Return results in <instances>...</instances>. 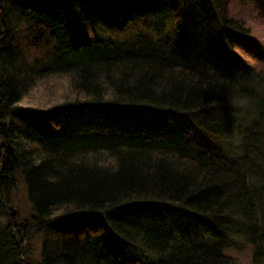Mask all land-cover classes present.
Masks as SVG:
<instances>
[{
    "label": "trees",
    "instance_id": "trees-1",
    "mask_svg": "<svg viewBox=\"0 0 264 264\" xmlns=\"http://www.w3.org/2000/svg\"><path fill=\"white\" fill-rule=\"evenodd\" d=\"M233 7L234 0H0V264H123L135 252L126 264H242L217 244L182 249L153 215L193 221L221 238L241 225L235 234L253 263L264 264V74L224 71L248 39ZM139 20L146 25L135 38H114ZM166 21L178 45L191 41L189 25L207 42L220 40L222 61L211 53L174 57L156 40ZM239 104L253 117L234 127L225 118ZM98 109L156 116L184 134L153 140L67 130L70 115ZM190 136L218 151L195 152ZM235 137L238 152L225 153L221 145L232 150ZM18 175L32 204L21 219L9 214ZM31 230L43 235L37 260Z\"/></svg>",
    "mask_w": 264,
    "mask_h": 264
},
{
    "label": "rangeland",
    "instance_id": "rangeland-1",
    "mask_svg": "<svg viewBox=\"0 0 264 264\" xmlns=\"http://www.w3.org/2000/svg\"><path fill=\"white\" fill-rule=\"evenodd\" d=\"M236 2V7L232 10H236L244 15L245 23L248 28V39L244 40L239 48H235L232 52L235 54L231 56L237 64H228L224 65L225 73L230 77L239 76L241 78H254L258 74H264V0H234ZM145 20H139L134 22L127 32H120V34L115 35V39L118 42L125 43L131 38H135L139 32L145 27ZM189 30L193 32L191 36V41L193 45V50L188 49L190 45L188 43L177 44L175 41L176 33H171L170 22L166 21L165 26L162 29L161 38L156 37V40L160 41L161 44L167 49H169L171 54L182 60L189 59L190 57L197 58L200 55L210 54V59L215 62H221L223 55L226 53L225 50L221 49V42L217 41H208L201 35H198L199 32L193 28V25H189ZM215 30V29H214ZM213 30V31H214ZM102 35L105 33L102 31ZM214 36V33H212ZM247 37V36H246ZM214 43L216 46L214 47ZM183 50H189V52L183 53ZM212 51V52H211ZM224 53V54H223ZM242 106V104H239ZM251 106L248 107L244 104L241 108V111L238 113L230 114L225 119L232 120L234 122V127L238 126L240 119L247 116V119L253 117ZM251 121V120H250ZM249 123V121H248ZM247 122L240 123L239 126H245ZM248 125V124H247ZM178 126H171L166 123L161 118L156 116H146L140 114H130L121 111H108L104 109H98L90 112H85L82 114L70 115L68 117L67 130H71L74 134H89V135H102V136H117L120 133L127 131H133L132 134L141 135L149 137L153 140H161L165 134H171V131H175V137H178V134L183 135V130L177 128ZM173 129V130H172ZM70 132V131H69ZM194 134H198L194 132ZM233 135H238V130L233 128ZM191 137V136H190ZM185 138V137H184ZM188 144L191 145V148H194L200 154L202 152H214L216 150L215 146L211 143H208L204 139L199 137H191ZM239 140L235 137L232 142V150L226 151V146L221 145L224 148L225 153H230L234 155L238 152ZM18 189L14 190L11 195V204L9 214L13 215V212L17 214V218L21 219L24 216L32 214V204L27 196L26 187L24 184V179L21 175H18ZM13 212H12V211ZM157 220L161 225H164V229L172 238L173 244H185L182 246L184 250L194 249L190 247L194 242L200 241L205 246L203 248H212L210 245H216L220 250L233 254L237 257L242 264H254L252 260L253 252L252 250L244 243L239 234H235L236 231L244 232V227L239 225L233 227L230 230L227 237H222L218 233L214 232L211 229H204V226L197 224L193 221H187L179 223L175 221L170 216H150L149 219ZM13 221V219H12ZM15 224V222H14ZM32 239H29V247L32 249L33 254L31 257L35 260L39 259L41 253V244L43 235L35 234L34 230H31ZM228 232V231H227ZM197 245V244H196ZM201 248V249H203ZM139 252L128 253L123 256L122 263L126 264L128 260L139 255Z\"/></svg>",
    "mask_w": 264,
    "mask_h": 264
}]
</instances>
